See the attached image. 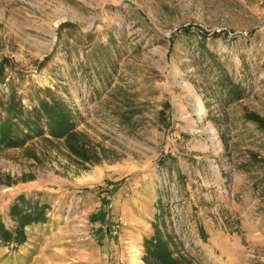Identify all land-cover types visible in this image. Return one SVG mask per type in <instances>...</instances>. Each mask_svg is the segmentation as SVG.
I'll return each instance as SVG.
<instances>
[{
	"label": "rangeland",
	"instance_id": "rangeland-1",
	"mask_svg": "<svg viewBox=\"0 0 264 264\" xmlns=\"http://www.w3.org/2000/svg\"><path fill=\"white\" fill-rule=\"evenodd\" d=\"M0 65L1 103L62 100L94 151L0 146V220L19 198L46 219L0 264H146L157 235L184 264H264V0H0Z\"/></svg>",
	"mask_w": 264,
	"mask_h": 264
},
{
	"label": "trees",
	"instance_id": "trees-1",
	"mask_svg": "<svg viewBox=\"0 0 264 264\" xmlns=\"http://www.w3.org/2000/svg\"><path fill=\"white\" fill-rule=\"evenodd\" d=\"M221 70V69H220ZM2 66L0 65V74ZM218 91L224 93L231 101L241 99L240 85L234 84L229 76L220 71L217 81ZM0 109L5 118L0 120V146L2 148H18L24 146L31 139L47 135L54 140H63L68 152L83 163L93 161L92 144L87 137L76 130L75 114L59 99L50 101L40 99L36 107L27 110L20 100L11 98L10 101L1 103ZM246 120L256 125L264 134V120L253 113L245 115ZM19 203L10 208V216L17 224L15 230H9L0 220V243L9 246H20L26 242L24 228L32 223H45V215L37 206L32 207L29 201L19 198ZM170 241L163 240L157 235L145 239L146 264H184L181 259L174 258L169 249Z\"/></svg>",
	"mask_w": 264,
	"mask_h": 264
}]
</instances>
